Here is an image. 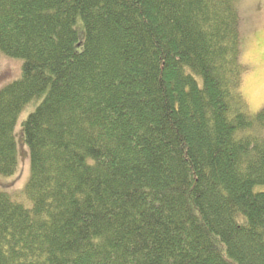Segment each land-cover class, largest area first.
<instances>
[{"label":"trees","instance_id":"1","mask_svg":"<svg viewBox=\"0 0 264 264\" xmlns=\"http://www.w3.org/2000/svg\"><path fill=\"white\" fill-rule=\"evenodd\" d=\"M243 0H0V264H264V111ZM81 21L85 39L75 30ZM23 200V199H22Z\"/></svg>","mask_w":264,"mask_h":264},{"label":"rangeland","instance_id":"2","mask_svg":"<svg viewBox=\"0 0 264 264\" xmlns=\"http://www.w3.org/2000/svg\"><path fill=\"white\" fill-rule=\"evenodd\" d=\"M239 12L241 16V38L248 31L264 25V0H243L239 4ZM75 30L78 32L80 40L84 41L85 30L81 21L77 22ZM22 66V60L12 59L0 52V90L21 78ZM37 105L32 103L26 107L15 130L19 157L17 172L12 177L0 176V191L12 195L28 209L31 204L28 200L25 201L23 191L30 179L31 162L28 146L22 136V123L35 111Z\"/></svg>","mask_w":264,"mask_h":264},{"label":"clouds","instance_id":"3","mask_svg":"<svg viewBox=\"0 0 264 264\" xmlns=\"http://www.w3.org/2000/svg\"><path fill=\"white\" fill-rule=\"evenodd\" d=\"M240 53V92L248 112L255 116L264 111V25L242 36Z\"/></svg>","mask_w":264,"mask_h":264}]
</instances>
